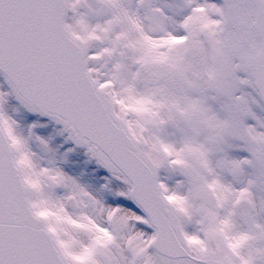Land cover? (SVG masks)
<instances>
[{"label":"snow or ice","instance_id":"obj_1","mask_svg":"<svg viewBox=\"0 0 264 264\" xmlns=\"http://www.w3.org/2000/svg\"><path fill=\"white\" fill-rule=\"evenodd\" d=\"M0 264H264V0H0Z\"/></svg>","mask_w":264,"mask_h":264}]
</instances>
